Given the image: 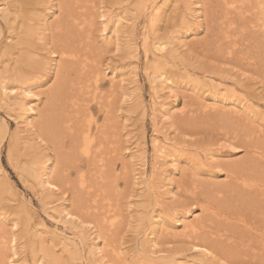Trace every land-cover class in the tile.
I'll use <instances>...</instances> for the list:
<instances>
[{
  "label": "bare ground",
  "instance_id": "6f19581e",
  "mask_svg": "<svg viewBox=\"0 0 264 264\" xmlns=\"http://www.w3.org/2000/svg\"><path fill=\"white\" fill-rule=\"evenodd\" d=\"M167 1L177 2L178 0H105V5L102 6L109 10L105 14V9H100V3H103V0H0V18L7 30V41L0 44H4L6 51L8 53L10 51L12 56L14 55V57H6L5 47L3 46L4 49H1L0 100L6 109L5 112L14 116L16 126L22 123L27 131L24 135H20L18 129L10 133L7 158L23 181L25 179L32 182V186L35 183L37 187H40L42 194H37L40 195L41 203L48 205L45 207V212L51 217H58L64 225L69 223L68 229L78 231V238L74 237V230H70L72 233L70 236L64 232L55 236L66 251H72L68 252L72 261L84 262V260H80L82 255L78 254L76 244L81 242L84 247L87 243L86 239L92 238L95 241L94 247L89 248L84 254L91 260V264L96 263V258L103 259L107 255L126 264V259L119 247L107 239V236L111 235L118 225V215L114 211L111 213L110 208L113 204L109 201L108 194L109 187L115 186L114 180H111L114 170L112 159L119 155L117 151L120 149V145L115 138L112 116L110 115L117 106V99L112 94L102 95L100 93L99 80L103 68L98 59L100 43H109L110 41L109 35L111 34L108 35L107 31L108 23L114 29L111 31L113 33L111 37H114L116 43L121 40L116 28L119 25V18L122 16L120 14L119 17V13H123V11L128 14V21L132 25L139 19L144 21V29L141 30L140 38L146 59L150 53L149 59H147L148 66L145 70L151 77L149 80L151 85L150 114L155 134L150 141L152 147L150 171L145 174L141 170L145 165V145L141 144V140L135 145V150L129 149L128 151L134 165L136 162L139 163L138 168L140 169L135 171L141 176L145 174L141 177L144 180L140 181L143 185L138 195L145 197L146 192L155 193L159 197L164 193L175 195L173 193L174 185L172 179L168 178V174L164 175V170L159 174L160 176L164 175L162 179L168 178L169 180L167 189H163L164 191L161 192L162 186H159L160 181L155 173V167L159 165L158 160L163 166L167 165L168 160L173 162H168L171 163V171L168 173H177L178 169L175 165L178 160L177 150H183L178 146L180 144L178 140L176 141L179 144H176L177 142L166 134L164 131L166 129L163 130L159 125L160 119L157 115H162L163 121L171 122L172 120V110L165 106V95H168L169 92L172 94V85H175L174 81L170 79L171 75L169 76L171 72L163 66L169 64L170 66H166L177 68V60L181 59V70L185 71L184 75L188 74V77L191 78L188 80L190 82L185 83L188 87L192 86L193 89L205 83L206 80L198 79L194 71H191L192 67H188L192 65L184 63L182 57L176 58L180 48H189L190 45L181 44L182 42L175 43L174 31L170 33L167 31L163 35L158 33V31L160 32V29L158 30L160 22L165 13L163 5ZM181 1L184 7L189 10L192 0ZM261 1L262 11L258 16L260 23L256 20V22L253 21L259 24L256 25L259 26V29L257 30L258 27L253 26L254 23L251 26L247 25L248 27L245 25L247 28L250 27L251 33L248 34H251L252 39L256 33L262 35L264 33V0ZM211 2L213 1L211 0ZM214 2L223 7L219 25L224 39H228L232 33L235 34L233 30L237 31L231 27L232 21L237 19L241 22L247 13V8L238 6V0H214ZM96 4L99 5L98 14L91 12ZM198 13L200 14H191V16L189 14L187 17H191V19L181 15L186 22L182 24L183 27L180 29L182 31L177 36L179 42L183 40V34L192 35L194 33L190 26L200 21L202 10L198 9ZM95 15L100 22L98 30L95 28ZM125 25L128 28L123 33L132 35V25L128 22ZM240 26L237 32L240 30L243 34L246 27ZM3 28L0 24V35L5 33ZM255 37L257 38V36ZM259 37L264 40V36ZM235 44L236 41L231 39H228L225 44L228 45L225 53L230 59L232 58L230 53L232 54V47H235ZM221 48L223 47L221 46ZM246 58L249 59V56ZM250 63L252 64V61ZM132 80L135 81V79ZM241 80L236 77L230 81L241 86L239 83ZM11 84H15L19 90L16 91V86L12 87ZM209 87L208 93L211 99L226 100L223 93L225 87L222 89L220 88L222 86L219 87L218 84L212 83ZM132 91H129V97L126 94L122 95V98L126 96L130 100L123 104L118 103L117 106L127 114L134 112V109L141 103L140 99L135 102L136 98L132 96ZM18 96H22L21 100L18 99ZM243 99L244 101L240 100V104L237 103L238 108L234 107V112L239 115L241 112L247 115L253 113L249 101L246 98ZM234 100L232 99V101ZM216 103L207 102L205 99L203 108L207 111H216ZM100 118H102L101 122H99ZM7 131L8 128L5 124L0 122V153ZM236 135L230 137L226 133L225 137L229 139V144L238 142L235 140ZM253 146L255 147L253 149L255 161H262L261 157L264 156V151L257 150L259 148L257 145ZM15 150L18 151V155L14 153ZM214 154L210 153L205 156V161L208 160L210 167L213 166V168L219 165L217 156ZM198 162L202 164L200 159ZM72 173L76 174L75 182L69 180ZM192 174L191 191L183 190V195L188 200L187 204H181L184 209H177L175 204L170 202L166 206L165 214L178 225L181 224L178 233L173 231L182 237L177 236L180 241L188 242L192 248L199 252L201 257L206 259V262L201 259L194 264H213L212 262L217 264L216 260L220 259L224 264H235L231 263L233 261L238 264H264V222L259 223L264 219V213H258L261 215V219L253 217L252 220L241 222L236 221L238 219L230 220L228 218L217 220L215 225H210L206 216L210 215L209 220H212L213 216L218 219L221 213L217 209L211 208V205L207 203L200 208L203 216L195 214L194 203L198 201L201 194L205 197L206 192H201L198 189L199 183L195 177L196 174ZM70 186L76 189L73 192V198L65 197L66 190ZM239 186L242 190L245 189L249 193H257L264 197V174L254 172L246 177H241ZM9 188L5 187L0 180V264H26L27 255L31 256V264H41V259L49 254V250L41 243V239L36 240L38 231L36 228L32 229L31 210L26 208V204L23 205L25 209H20L21 203L19 206L6 203L5 197L12 195V190ZM181 191L179 190L180 193ZM5 211H9L10 217L7 218ZM146 214V218L144 214V217L138 220L139 227L135 231L138 261L146 259L147 263H152L151 260L158 258L160 260L157 264H160L164 262L161 259L162 256L151 249L157 245L158 230L154 231V229L163 224L164 219L153 209L147 210ZM185 217L191 218L186 219ZM7 221L11 222L9 227H7ZM73 222L75 225L71 224ZM152 224L156 227L150 230L149 226ZM165 226L167 227V225ZM172 227L168 226L169 229L161 228V230L172 232ZM245 235L247 239L243 240ZM154 236L156 239L153 238ZM76 239L79 240L78 243L75 241ZM244 243H248L247 248L240 250L238 254L224 252L222 255L225 245L235 248V246H243ZM37 244L38 246H36ZM25 247L28 251L23 255L21 252L24 251L22 249H26ZM216 250L221 255H217L214 252ZM232 255L233 257H231ZM214 259L216 260L214 261ZM170 264L175 263L171 262Z\"/></svg>",
  "mask_w": 264,
  "mask_h": 264
},
{
  "label": "rangeland",
  "instance_id": "374dc122",
  "mask_svg": "<svg viewBox=\"0 0 264 264\" xmlns=\"http://www.w3.org/2000/svg\"><path fill=\"white\" fill-rule=\"evenodd\" d=\"M103 1L104 4L100 3V9H105V14H107L106 12L109 10L106 7L103 8L102 5H105V0ZM201 1L202 0H192L189 4V10L184 7L181 0L177 2H165L163 5L165 13L160 22V27L158 28V30L160 29L158 33L162 35L167 31V33L174 31L175 43L182 42L181 44L186 43L190 45L189 48H180V52L176 58L182 57L185 61L184 63L192 65L188 67H192L191 71H194L198 79L206 80L205 83L193 89L192 86L188 87L186 85L187 82H190L188 80L191 78L188 77V74L184 75L185 71L183 72L181 70V59L177 60V68L168 67L170 66L169 64H166L168 66H163L166 70L171 72L169 76L171 75L170 79L174 81L175 85H172V94L169 92V94L167 93L168 95H165V106L171 108L172 120L171 122L163 121V116L157 115L158 119L161 120H159V125L162 126L163 130L166 129L164 131H166V134L170 138H173L175 141L178 140L180 144L177 141L176 144H179L178 146L183 148V150H177L178 160L175 162L176 168L178 169L177 173H168L171 171L170 166L171 163H173L170 160H168L166 163L167 165L164 166L160 160H158L159 165L155 167V173L158 177V181H160L159 186H162L161 192L163 189H167L166 186L169 182L168 178L172 179L174 185L173 193H175V195L171 196L169 193H164L163 196L159 197L152 192H146L145 197L138 195L143 185L140 183L141 179H143L141 177L151 169L152 147L150 141L155 135L150 114L151 85L149 80L151 77L147 75L148 71H145L148 66L147 59H149L150 53L146 59L142 49V39L140 38L141 30L144 29V21L139 19L137 22L134 21L132 25V23L128 21V14L126 12L123 11V13H119V17L120 14H122V16L119 18V25L116 29L117 32H119L121 40L116 43L113 39L114 37H111L113 35L111 31L114 29L111 27L110 23H108L107 31L109 32L108 35L111 34L109 35L110 41L109 43H100L101 49L98 59L103 68L101 79L99 80L100 93L102 95L112 94L115 96L117 99V106L118 103L123 104V102L130 100V98H126V96L129 97L130 90L134 91H132V96L136 98L135 102L137 99L141 101L138 107L134 109V112L130 114L125 113L123 109L117 106L110 114L112 116L111 120L115 131V138H117L119 142L120 149L117 151L119 155L115 156V159L114 157L112 159L114 170L111 180H114L113 184H115V186L109 187L108 194V199L113 204L110 208L111 213L114 211L118 215V225L116 230L111 233V235L107 236V239L110 243L119 247L126 259V264H157L158 260H160L154 258V260H151L152 263H147L145 261L146 259H140L141 263L139 262L140 260L138 261L139 256L135 243V231L139 227L138 220L142 219L144 214L146 218V211L150 209H153L154 212L164 219V223L159 225L156 229H154V227H156L154 224L149 226L150 230H158L156 234L157 245L151 250L158 252L157 254L162 256L161 259L164 262L160 264H170L171 262L175 264H194L198 262L197 260L201 259L206 262V259L201 257L199 252L192 248L188 242L180 241L177 237L179 235L175 234L173 231L178 233L181 224L178 225L165 214V212H167L166 206H168L170 202H173L177 209H184L182 205L187 204L186 201L188 200L185 199L183 190L187 189L191 191L190 183L191 176L193 175L192 173L196 174L195 177L199 183L198 189L201 190V192H206L205 197L201 194L198 198V201H200L194 203L195 214L203 216L200 208L207 203L211 205V208H215L221 213L218 219L213 216L214 218L209 220L210 215L206 216L209 223H211L210 225H215L217 220L228 218H230V220L238 219L236 221L241 222L252 220L253 217L261 219V215L258 213H264V197L257 193H249L248 190L245 189L242 190L239 186L241 177H246L248 174H253L254 172H262L264 174V156L261 157L262 161L260 162H256L255 157H253V149L255 148L253 145L259 147L257 150L264 151V124H262L264 121V40L262 37H259L264 36V33L261 29L263 35L261 33H256L255 36H257V38L252 36L254 37V39H252L250 37L251 34H248L249 32L251 33L250 27L247 28V25H253V21L255 20L260 23L258 16L262 11V1L238 0V6L240 5V7L243 6V8H247V13L244 15L246 18L243 17L241 22L237 19L232 21L231 27H234L237 31L238 27H241L240 25H246L247 27L245 26L244 32L242 31L243 34H241L240 30L239 32L233 30L235 34L232 33L230 38H228L236 41V46L232 47L233 52L232 54L230 53L231 59L225 53L226 46H228L225 44L228 39H224L221 26L219 25L221 22L220 14L223 11V7L220 4L217 5V2L215 3L214 0H212L213 2H211V0H204L200 4ZM98 6L99 5L96 4V6L91 9V12H96L95 14H98ZM198 9L202 10L200 21L190 26V29L194 33H192V35L189 33L186 35L183 34V40L180 39L181 41L179 42L177 36L182 31L180 30L183 27L182 24L186 22L181 15L191 19V17L187 16H189V14L190 16L191 14H200L198 13ZM94 18L96 22L95 28L98 30L100 22L96 15ZM106 19L108 20V18ZM126 22L133 27L132 35L123 33V31L128 28L125 25ZM258 23H254L253 25L258 27L257 30L259 29V26H256ZM0 24L4 27L3 32H5L0 35V43H5L7 41V30H5L6 26L1 18ZM252 30L255 31L254 29ZM94 34L96 35V33ZM98 39L100 40V38ZM123 40L125 42H122ZM0 45L1 52V49H4V44ZM218 45L220 47H217ZM178 46L177 44V47ZM221 46L223 48H221ZM5 56L14 57L10 51L9 53L7 52ZM248 56L249 59L252 60L246 58ZM251 61L252 64L250 63ZM200 64L202 65L200 66ZM236 77L242 79L239 81L242 87L230 81L232 78L236 79ZM132 79H135L137 84ZM211 83L218 84L219 87L222 86L220 87L222 89L225 87L223 91L224 98L226 99L225 101H216L210 98L208 91H210L209 86H211ZM13 85L16 86L15 84ZM13 85L11 84L12 87ZM135 87L140 89H136ZM239 88L243 90L241 91ZM18 90L19 88L16 86V91ZM123 94H126L124 98H122ZM20 97L22 96H18L19 100H21ZM243 98L249 101L253 113L247 115L241 112V115H239L234 112V107L238 108L237 103H239L240 100L244 101ZM205 99L207 102H217V110H205L203 108V100ZM232 99L235 100L232 101ZM5 110L0 100V122H3L8 128L5 136L6 139L2 144L0 153V180H2L5 187H10L9 190H12V195L5 197L6 203L12 204V206H19L21 203L20 209H25L23 205L26 204V208L31 210L30 223H32V229L36 228L38 231L36 232V240L41 239V243L49 250V254L41 259V264H91V260L86 255L84 256V254L87 253L89 248L94 247L95 241L92 238H89V240L86 239L87 243L83 247L81 242L76 239L75 241L77 243L79 242L76 244L78 247L77 252L79 255L81 254L84 256L82 257L80 255V260H84V262L81 263L80 261L70 260L68 252L72 251H66L55 236L62 232L70 236L72 235L71 231L74 229H68L70 224L64 225L62 220L58 217H51L48 215L45 212V207L48 205H43L39 198L42 194L40 187H37L35 183L34 186H32L33 183L25 179L23 181L11 166L7 158L10 133L18 129L20 131L19 134L24 135L27 131L22 123L16 126L17 123L14 116L9 115ZM101 121L102 118L99 119V122ZM226 133H228L230 137L237 134L235 140L238 142L229 144V139L225 137ZM140 140L142 141L141 144L145 145V165L144 168L142 166L143 169H141L145 173L143 176L135 171L136 169H140L138 168L139 163L136 162V165H134L133 160L128 154L129 149L135 150L134 147ZM14 153L18 155L17 150H15ZM210 153H215L214 155L217 156V162L219 164L217 167H210V162H208V160L205 161V156ZM136 155H138V152H136ZM198 155L200 156L198 157ZM17 159L19 158L17 157ZM198 159L201 160L202 164L198 162ZM162 170H164V175L168 174L167 179H162L164 175H159ZM174 176L175 179H173ZM76 178V174L72 173L69 180L75 182ZM75 190V188H71L70 186V188L66 190L67 196L65 195V197L73 198V192ZM179 190H182L181 193ZM37 193H40V195ZM144 206H146V208H144ZM5 212L7 218L10 217L9 211ZM185 218L189 219L191 217ZM262 222H264V219L260 220L259 223ZM7 223V227H9L11 222L7 221ZM71 224L75 225L74 222ZM165 225H167V227ZM168 226L172 227V232H165V229L161 230V228L169 229ZM91 229L95 230L94 228ZM77 232V230H74L75 238H78ZM153 238H155V236ZM246 239L247 236L245 235L243 240ZM21 241L23 240L21 239ZM247 244L248 243H244L243 246H235V248L225 245L222 249V255H224V252L227 254H238L240 250L247 248ZM36 246H38V244ZM22 250H24L21 252L23 255L28 251L27 248ZM214 252L217 255H221L217 250ZM28 254L30 255L29 252ZM231 257H233V255ZM215 260L216 259H214V261ZM220 260H216L217 264H224L223 260H221V262ZM212 263L214 264V262ZM231 263L238 264L236 261ZM26 264H31V256L27 255ZM95 264L122 263L112 258L110 255H107L103 259L96 258Z\"/></svg>",
  "mask_w": 264,
  "mask_h": 264
}]
</instances>
